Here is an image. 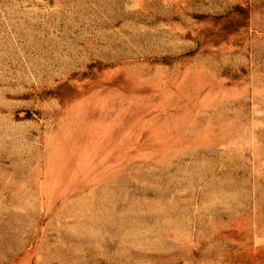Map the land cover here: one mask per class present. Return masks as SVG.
I'll return each instance as SVG.
<instances>
[{
    "label": "rangeland",
    "instance_id": "1",
    "mask_svg": "<svg viewBox=\"0 0 264 264\" xmlns=\"http://www.w3.org/2000/svg\"><path fill=\"white\" fill-rule=\"evenodd\" d=\"M0 264H264V0H0Z\"/></svg>",
    "mask_w": 264,
    "mask_h": 264
}]
</instances>
